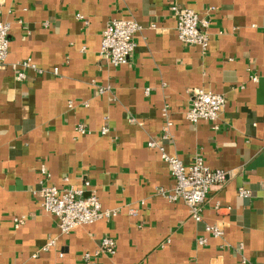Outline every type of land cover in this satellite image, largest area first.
I'll return each instance as SVG.
<instances>
[{"label": "crops", "instance_id": "1", "mask_svg": "<svg viewBox=\"0 0 264 264\" xmlns=\"http://www.w3.org/2000/svg\"><path fill=\"white\" fill-rule=\"evenodd\" d=\"M174 5L210 19L207 50L179 39ZM115 18L141 25L118 66L99 53ZM0 21L11 25L0 69V264H264V0H0ZM28 58L37 68L19 80L13 64ZM197 88L226 97L218 129L188 120ZM165 108V151L185 164L200 152L229 173L201 220L168 197L170 166L147 144ZM84 180L119 213L61 233L34 191ZM215 223L221 237L206 230ZM104 236L114 254L95 253Z\"/></svg>", "mask_w": 264, "mask_h": 264}, {"label": "built area", "instance_id": "2", "mask_svg": "<svg viewBox=\"0 0 264 264\" xmlns=\"http://www.w3.org/2000/svg\"><path fill=\"white\" fill-rule=\"evenodd\" d=\"M177 18L176 31L182 42L191 45H198L202 50H207L209 44L208 27L210 19L201 16L198 12L189 7L172 6ZM11 25L8 22L0 21V69L5 68V63L9 54ZM141 25L131 18H115L110 20L103 32L100 46V56L113 66L121 65L128 61L136 49V34L140 31ZM16 70L17 79L26 78L27 69H36L37 65L30 58L13 64ZM57 72V70H55ZM253 79H257L253 76ZM148 92V89L146 90ZM226 106V97L222 93L207 91L197 88L193 92L192 103L186 112L188 120L197 123L200 120L207 121L212 128H219V116ZM165 124L160 136L150 138L148 146L158 148L162 158L170 166V174L174 180V185L168 194L173 201L182 200L188 206L191 217L194 220L203 218V205L206 203L211 190L222 186L225 182L227 170L210 167L202 153L198 152L190 164H185L177 155L168 154L162 142L171 137L170 127L172 121L167 108L163 109ZM77 131L88 133L89 130L84 124L77 125ZM109 132L108 126L102 127V133ZM91 182L84 180L81 186L67 184L58 187L54 184H41L37 193L43 209L53 214L57 219V225L61 233H69L73 228L81 224L93 223L100 219H109L118 215V209H105L98 195L94 191L88 192ZM238 195L242 198H250L252 190L245 186H240ZM216 209L221 208L217 202ZM136 213V211H132ZM18 226L24 222L22 216L14 219ZM206 230L216 237H221L225 229L220 224H209ZM206 237H200V244L206 243ZM55 238L46 242L42 249H47L54 245ZM242 248V246H240ZM116 251L115 240L110 236H104L96 250V254H114ZM85 257L90 258L86 253Z\"/></svg>", "mask_w": 264, "mask_h": 264}]
</instances>
